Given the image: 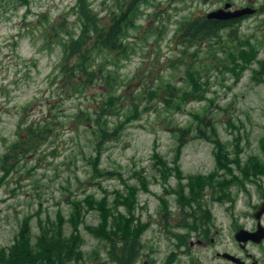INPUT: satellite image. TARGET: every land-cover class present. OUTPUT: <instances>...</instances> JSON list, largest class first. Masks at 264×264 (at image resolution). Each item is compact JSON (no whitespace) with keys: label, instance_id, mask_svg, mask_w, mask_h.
<instances>
[{"label":"rangeland","instance_id":"rangeland-1","mask_svg":"<svg viewBox=\"0 0 264 264\" xmlns=\"http://www.w3.org/2000/svg\"><path fill=\"white\" fill-rule=\"evenodd\" d=\"M152 1L144 7L139 26L130 33L132 52L126 57L108 51L95 56L97 61L107 59L104 71H110L113 78L101 76L92 81L83 76L75 80L79 59L74 51L66 57L63 44L67 29L55 34L52 27L65 23L80 38L81 8L100 17L115 6L114 0H31L28 7L13 2L0 6V250L12 244L26 216L34 239L41 222L65 224L69 234V222L77 218L75 203L85 202L89 194L103 202L107 195L113 207L120 193L126 194L119 177L99 183L88 180L91 166L87 157L97 154L99 144L94 118L105 105H110L112 112L107 117L109 126L122 122V127L119 137L100 143V166L121 170L127 182L138 188L134 222L144 228V244L133 264H188L179 256L184 254V242L174 237L179 238L183 228L190 230L189 226L198 224L186 200L171 189L179 181L176 172L167 182L161 178L154 166L156 154L170 166H175L177 159L185 176L182 183H189L190 174L207 175L217 169L213 144L204 138L190 139L178 157V141L171 126L195 123L197 114L210 115L232 156L240 144L242 160L254 154L264 162V84L252 78L257 60L264 56V13L256 11L241 22V35L250 37L251 46L223 36L219 41L185 47L176 37L178 22L188 17L207 14L231 2L233 8L258 9L264 0ZM254 47L258 57L234 73L239 60L236 55H241L240 50L252 53ZM97 68L89 69L99 74ZM168 83L196 90L198 95L180 104L181 109L170 107L161 97L165 91L159 88ZM81 110L93 118L88 125L77 117ZM45 118L60 121L55 124L56 133L5 170L3 156L20 140L19 130ZM239 130L243 138L235 141ZM229 168L221 173L227 175L226 182L232 180L224 191L231 192L236 199L232 203L240 211L264 171L248 174L236 163H230ZM135 170L148 176L147 187L134 177ZM230 202L209 192L201 205L211 210L218 224L225 211L232 210ZM120 212L127 218L119 227L110 219L112 231L125 230L131 218L125 206H120ZM82 221L87 261L73 264H119L110 255L107 237L87 229V225L102 224L98 212L86 207Z\"/></svg>","mask_w":264,"mask_h":264},{"label":"trees","instance_id":"trees-1","mask_svg":"<svg viewBox=\"0 0 264 264\" xmlns=\"http://www.w3.org/2000/svg\"><path fill=\"white\" fill-rule=\"evenodd\" d=\"M114 1L115 6L106 15L100 17H97L86 7L81 8L83 29L80 38H77L65 23L52 27L55 34L64 27L67 29L66 34L68 38H66L67 40L63 44L66 57L70 58L71 53L74 51V54L79 59L75 65L76 70L74 72L76 81L82 80V76L86 77L88 81L100 78L101 76L113 78L110 71L106 73L104 71L107 59L104 58L101 61H97L95 60V56L108 51L116 52L126 57L132 52V46L128 41L130 33L139 26L138 21L145 14L144 7L154 3L152 0ZM8 2L28 7L31 0H0V6ZM257 12L264 13L263 3L260 4ZM250 16L228 20L210 18L207 14L191 16L178 22L176 37L178 42L185 47H196L207 41H219L223 36L232 40L234 39L241 45L251 46L252 40L250 37L242 36L239 29L242 20ZM240 54L236 55L239 60L237 62L238 65L235 64L234 73L239 71V67L244 68L252 59L258 57V50L254 47L253 52L249 54L247 50H240ZM257 63L258 66L252 70V78L258 83L264 84V56L259 57ZM92 67L95 69L98 67L99 74H95V70L89 69ZM159 88L165 91L161 95L164 103L178 109H181L180 107L182 106L180 104L183 105L192 95H198L196 90L181 89L177 85L169 83L165 86L160 85ZM151 93L157 95L156 91H152ZM110 109V105H105L94 118V122H96V137H99V144L97 154L87 157V161L91 166V175L88 180L92 183H99L101 179L113 176L119 177L118 179L126 187V194L122 191L118 196V203L113 207L107 195L103 198V202L93 194H89L85 202L75 203L77 218L69 222L71 226L69 234L65 231V224L51 226L41 222L39 233L34 239L30 219L28 216L24 217L12 244L6 249L0 250V264H73L76 262H86V252L83 249L85 239L81 232L83 212L86 207L96 210L102 222L98 227L87 225V229L94 235H104L107 237L110 244V255H113L119 264H133L138 257L140 248L144 244L142 242L144 228L134 222L138 188L135 184L127 182L121 170L107 169L100 166V143L111 138H117L121 133L122 122L109 126L107 117L112 114ZM134 112L135 115L139 113L137 106ZM77 117L83 118V122L86 125L93 119L83 110L77 114ZM128 119L130 118L128 117ZM195 119V123L171 126V130L176 135L178 141L177 149L179 153L177 155L179 157L183 147L190 139L204 138L213 144L217 169L209 172L207 175L190 174L187 176L189 183H182L181 180L185 176L179 169L177 159L174 161L175 166H170L167 160L160 154H156L154 166L165 182L168 181L170 175L175 171L179 181L175 186L171 187L172 191L178 198L181 199L183 197L184 201L186 200V203L191 207L190 211L196 213L197 219L200 218L205 223H209L210 226H214L216 222L212 219L211 210L201 205L203 197L210 192V195L218 200L227 199L233 202L236 200L234 197L232 198L231 192L224 191L232 180L226 182L227 175L221 176V173L230 169V163H236L241 169L245 168L248 174L254 170L264 171V162L258 160V157L254 154H250L246 160H242L241 153L243 150L240 144H236V148L233 151L234 156H232L231 150L227 149L226 143L219 134L215 118L207 114H197ZM59 123V120H48L45 118L41 123H30L21 128L19 130L20 140L14 141L3 156V168L9 171L8 165H13L23 155L35 149L40 142L42 145L49 140L57 131L55 124ZM91 130L94 133L93 129ZM242 138L241 130H239L234 135L233 140L239 141ZM262 142V148L264 149V139ZM134 177L138 178L137 180L144 187L148 186V176L142 175L140 171L135 170ZM120 206L126 207L127 211L131 214V218L126 222L125 230L118 228L112 231L110 219H113L114 227H119L121 221L127 218V216L121 214Z\"/></svg>","mask_w":264,"mask_h":264},{"label":"flooded vegetation","instance_id":"flooded-vegetation-1","mask_svg":"<svg viewBox=\"0 0 264 264\" xmlns=\"http://www.w3.org/2000/svg\"><path fill=\"white\" fill-rule=\"evenodd\" d=\"M261 176L254 191L242 203V210L238 211L237 204L231 201L232 210L225 211L216 226L205 224L199 218L197 225L189 226L190 230L183 228L179 238L174 237L184 242V254L179 256L185 262L264 264V173ZM241 231L245 233L241 234ZM144 264H148V261H144Z\"/></svg>","mask_w":264,"mask_h":264},{"label":"water","instance_id":"water-1","mask_svg":"<svg viewBox=\"0 0 264 264\" xmlns=\"http://www.w3.org/2000/svg\"><path fill=\"white\" fill-rule=\"evenodd\" d=\"M232 3L226 4L222 8H218L217 10L211 11L207 14L210 18H217V19H234L238 17H242L245 15H249L256 12V8L253 7H244L240 9L231 10ZM245 233V231H241V234Z\"/></svg>","mask_w":264,"mask_h":264},{"label":"bare ground","instance_id":"bare-ground-1","mask_svg":"<svg viewBox=\"0 0 264 264\" xmlns=\"http://www.w3.org/2000/svg\"><path fill=\"white\" fill-rule=\"evenodd\" d=\"M82 114H83V112H82ZM121 249V248H120Z\"/></svg>","mask_w":264,"mask_h":264}]
</instances>
